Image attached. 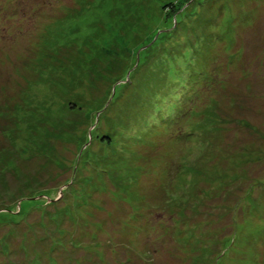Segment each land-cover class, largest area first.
Here are the masks:
<instances>
[{"label": "rangeland", "instance_id": "1", "mask_svg": "<svg viewBox=\"0 0 264 264\" xmlns=\"http://www.w3.org/2000/svg\"><path fill=\"white\" fill-rule=\"evenodd\" d=\"M0 264H264V0H0Z\"/></svg>", "mask_w": 264, "mask_h": 264}, {"label": "trees", "instance_id": "2", "mask_svg": "<svg viewBox=\"0 0 264 264\" xmlns=\"http://www.w3.org/2000/svg\"><path fill=\"white\" fill-rule=\"evenodd\" d=\"M173 4H174V3H169V4L166 5V8L168 9V11H171V10L174 11V6H173ZM193 115L196 116V114H193ZM100 138H102V137H100ZM100 138H99V139H100ZM99 141L101 142L100 145H103L102 143L106 142V140L103 141V142H102V140H99ZM107 142H108V141H107ZM108 144H109V143H108Z\"/></svg>", "mask_w": 264, "mask_h": 264}]
</instances>
